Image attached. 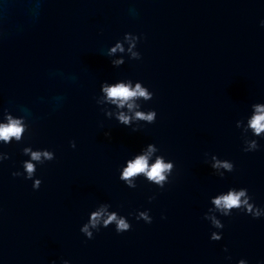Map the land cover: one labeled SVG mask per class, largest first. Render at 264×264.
<instances>
[{
	"label": "water",
	"instance_id": "obj_1",
	"mask_svg": "<svg viewBox=\"0 0 264 264\" xmlns=\"http://www.w3.org/2000/svg\"><path fill=\"white\" fill-rule=\"evenodd\" d=\"M261 20L264 0H0V121L7 110L28 129L21 143L0 145L10 157L0 163V264H264V218L220 217L218 242L203 218L230 187L264 207V140L245 153L236 127L264 102ZM129 32L141 36L142 59L115 68L107 51ZM128 78L154 92L144 110L158 113L136 132L95 100L103 81ZM148 143L174 161L171 182L128 188L119 169ZM28 146L55 152L37 166L39 190L12 175ZM211 155L235 170L216 176ZM100 203L131 231L110 226L87 239L80 228ZM144 210L151 224L135 219Z\"/></svg>",
	"mask_w": 264,
	"mask_h": 264
},
{
	"label": "clouds",
	"instance_id": "obj_2",
	"mask_svg": "<svg viewBox=\"0 0 264 264\" xmlns=\"http://www.w3.org/2000/svg\"><path fill=\"white\" fill-rule=\"evenodd\" d=\"M264 27V20L260 21ZM141 36L133 33H125L122 40H117L110 46L107 56L113 67L119 68L126 63L125 57L131 60H141L142 54L138 50ZM154 92L151 91L142 81L119 79L115 81L105 80L100 85V94L95 98L106 118L115 120L120 125L131 128L133 132L139 131L143 124H154L158 113L154 109L144 110V104L154 99ZM236 127L241 129L243 137V151L245 153L258 151L261 147L259 140H264V102H257L251 105V111L244 119L236 122ZM27 125L24 117L15 116L6 110L4 119L0 121V145L21 143L27 132ZM111 133L106 132L105 136L110 137ZM71 147L76 148L75 141ZM23 154L29 159L22 163L23 172L16 171L14 177L23 176L32 180L34 190H39L42 180L36 178L37 166L45 162L53 161L55 152L48 149H36L31 146L23 148ZM207 155V154H206ZM7 153L0 152V163L9 159ZM214 174L224 178L226 173H232L235 165L227 159H220L217 155H211L207 161ZM175 171L174 161L166 158L155 143H148L138 152L128 158L119 169V179L128 188H137V181L144 180L149 184L164 189L171 182L170 178ZM155 196L149 197V201ZM210 207L204 214V219L210 222L215 231L211 232L212 241L223 239L224 223L220 217H231L234 212L244 213L253 219L264 218V207L257 206L252 196L245 187H230L210 197ZM131 215V214H130ZM165 219L166 217H161ZM137 221L143 220L147 224L153 222L150 210L138 211L135 216ZM114 226L117 234L131 231L132 225L128 217L121 215L112 209L110 203H100L89 213L88 220L81 226L80 232L89 240L94 239V233L101 228ZM227 251V248L224 249ZM231 260V257L227 258ZM51 264H56L53 260ZM62 264H70V261L63 260ZM237 264H248L246 259H239Z\"/></svg>",
	"mask_w": 264,
	"mask_h": 264
}]
</instances>
